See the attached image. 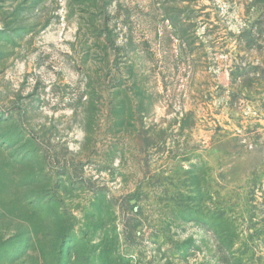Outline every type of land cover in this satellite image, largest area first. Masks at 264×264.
<instances>
[{"label": "rangeland", "instance_id": "obj_1", "mask_svg": "<svg viewBox=\"0 0 264 264\" xmlns=\"http://www.w3.org/2000/svg\"><path fill=\"white\" fill-rule=\"evenodd\" d=\"M0 264H264V0H0Z\"/></svg>", "mask_w": 264, "mask_h": 264}]
</instances>
